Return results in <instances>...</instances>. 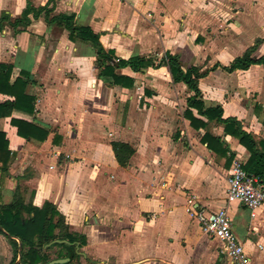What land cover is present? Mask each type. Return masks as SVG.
Listing matches in <instances>:
<instances>
[{"label":"crops","instance_id":"0c3cea01","mask_svg":"<svg viewBox=\"0 0 264 264\" xmlns=\"http://www.w3.org/2000/svg\"><path fill=\"white\" fill-rule=\"evenodd\" d=\"M28 3L42 9L29 15L31 24L6 23L0 33V65L12 67L9 84L22 78L25 94L35 99L33 113L13 110L0 120L11 153L7 173H0V204L18 198L37 208L52 204L68 232L85 240L82 248L75 242L74 264H229L218 240L186 212L190 202L205 214L224 208L251 264H264V203L251 211L226 199L233 162L244 166L250 157L239 139L225 133L224 123L188 108L190 91L174 83L167 67L116 69L134 84L114 85L99 76L90 44L72 42L69 31L46 20L73 16L114 52L115 63L170 53L184 71L205 72L250 48L253 59L264 56V0H0V17L13 23ZM198 87L205 110L221 107L222 119L264 142L263 66L217 68ZM5 100L15 99L0 94ZM12 119L48 136L26 140ZM113 143L132 148L126 166Z\"/></svg>","mask_w":264,"mask_h":264},{"label":"trees","instance_id":"16d2710c","mask_svg":"<svg viewBox=\"0 0 264 264\" xmlns=\"http://www.w3.org/2000/svg\"><path fill=\"white\" fill-rule=\"evenodd\" d=\"M45 8H43L44 10ZM42 9L37 10L27 4L21 18L10 22L9 16L2 14L0 17V33L4 30L6 23L17 29L26 28L31 24L29 15L37 17ZM48 13V11H47ZM46 17V11H45ZM49 25H57L69 31V39L72 42H83L90 44L96 52V65L99 68V76H110L114 85H121L124 88H131L134 84L133 79L118 75L116 69L125 67L131 68L134 72H140L149 67L159 68L167 67L174 83H184L191 93L188 98V108H193L199 114L209 120H216L225 124V133H232L239 139L250 153L244 170L252 177L258 178L264 185V142L256 140L249 133L242 130V127L234 119H222L223 110L221 107L204 109L201 101L202 93L199 90V81L205 78L209 72L221 68L227 73L237 70H248L253 65L264 67V56L259 59L252 58L254 48L248 49L243 56L236 58L228 66L216 65L210 70L201 72L197 67H192L184 71L180 65L179 56L165 53L160 60L151 57H131L127 60L119 59L116 63L114 52L106 50L99 41V37L92 32L90 28L78 27L75 24L73 16L57 15L49 19L46 17ZM12 67L10 65H0V94L13 97L15 100H5L0 102V120L10 117L13 110H20L26 113L34 112L33 97L25 94L27 83L19 78L13 85L9 84ZM190 113V112H186ZM203 127L206 124L200 123ZM11 125L17 128L18 136L30 140L44 141L48 132L21 120H11ZM209 135H205L204 141H208ZM5 134L0 130V173H7L10 162V151ZM113 151L118 163L126 166L133 150L129 145L122 143H113ZM0 234L3 235L11 250L12 258L9 264H14L19 256V245L21 244V264H47L53 259H66L70 261L67 264H74L79 255L76 253V243L82 248L85 240L82 236L73 235L68 232V226L65 218L50 203H45L42 208L24 205L22 199L18 198L8 205L0 204ZM18 241H17V240ZM67 242V243H66Z\"/></svg>","mask_w":264,"mask_h":264},{"label":"built area","instance_id":"2783aa9c","mask_svg":"<svg viewBox=\"0 0 264 264\" xmlns=\"http://www.w3.org/2000/svg\"><path fill=\"white\" fill-rule=\"evenodd\" d=\"M227 183V201L237 200L251 211H255L263 205L264 185L258 178L250 176L244 170L242 162L238 160L233 162ZM186 212L189 217L197 221L204 234L218 240L221 245L219 252L229 264H251L245 247L237 240L232 231L231 220L226 209L205 214V210L190 202L186 207Z\"/></svg>","mask_w":264,"mask_h":264},{"label":"rangeland","instance_id":"374dc122","mask_svg":"<svg viewBox=\"0 0 264 264\" xmlns=\"http://www.w3.org/2000/svg\"><path fill=\"white\" fill-rule=\"evenodd\" d=\"M16 188H15L16 193L21 192L22 187L20 185H17ZM0 253L2 255L1 257H5L4 263L0 262V264H8L10 262L11 258H12L11 248H10L6 238L3 235H1V234H0Z\"/></svg>","mask_w":264,"mask_h":264},{"label":"water","instance_id":"95a60500","mask_svg":"<svg viewBox=\"0 0 264 264\" xmlns=\"http://www.w3.org/2000/svg\"><path fill=\"white\" fill-rule=\"evenodd\" d=\"M21 250H22V246L21 244L19 245V256L17 261L14 264H21ZM70 259L66 258V259H53L52 261H50L47 264H67L69 263ZM28 264V263H25Z\"/></svg>","mask_w":264,"mask_h":264}]
</instances>
